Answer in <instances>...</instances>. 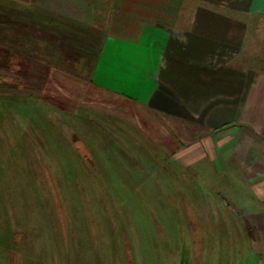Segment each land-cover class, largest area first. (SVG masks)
Wrapping results in <instances>:
<instances>
[{
  "label": "crops",
  "instance_id": "obj_1",
  "mask_svg": "<svg viewBox=\"0 0 264 264\" xmlns=\"http://www.w3.org/2000/svg\"><path fill=\"white\" fill-rule=\"evenodd\" d=\"M257 18L264 0H0V102L135 108L243 213L264 264V70L244 52Z\"/></svg>",
  "mask_w": 264,
  "mask_h": 264
},
{
  "label": "rangeland",
  "instance_id": "obj_2",
  "mask_svg": "<svg viewBox=\"0 0 264 264\" xmlns=\"http://www.w3.org/2000/svg\"><path fill=\"white\" fill-rule=\"evenodd\" d=\"M249 25L244 52L264 70V19ZM72 96L0 102V264H253L217 182L135 108Z\"/></svg>",
  "mask_w": 264,
  "mask_h": 264
}]
</instances>
